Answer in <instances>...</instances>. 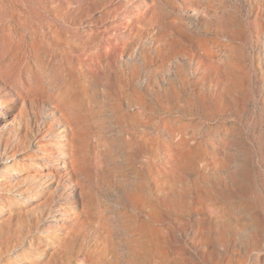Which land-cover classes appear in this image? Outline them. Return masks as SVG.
I'll return each instance as SVG.
<instances>
[{
    "label": "rangeland",
    "instance_id": "obj_1",
    "mask_svg": "<svg viewBox=\"0 0 264 264\" xmlns=\"http://www.w3.org/2000/svg\"><path fill=\"white\" fill-rule=\"evenodd\" d=\"M60 93L71 113L47 96ZM12 103L0 264H135L138 226L151 241L138 264H264V0H0V109ZM51 122L76 129L69 160L32 162L24 130ZM47 165L32 208L16 188Z\"/></svg>",
    "mask_w": 264,
    "mask_h": 264
},
{
    "label": "bare ground",
    "instance_id": "obj_2",
    "mask_svg": "<svg viewBox=\"0 0 264 264\" xmlns=\"http://www.w3.org/2000/svg\"><path fill=\"white\" fill-rule=\"evenodd\" d=\"M137 50H138V48L134 49V51H137ZM38 61H40L42 64L44 63V60H42L40 58H38ZM170 64L171 63H168L167 65H165L164 72H168L170 70V68H171ZM60 68H61V65H60ZM40 81H43V80H41V76H40ZM47 96H48V98L49 97L53 98V100H55L54 102H56V104H57L56 106H58L59 108L66 109V110H68L69 113L72 112V110H71L72 105L71 104H73V98H71V97L69 98V96L67 97L63 93L48 94ZM4 108H6V110H8V112L6 111L7 112L6 116H5V109ZM22 110H24L23 106L21 107L15 103L6 104V105H4L3 109L1 107V109H0V127H3L4 129H7L8 131H11V130H13V128H11V127H13L15 123H18V128H21L20 117L22 116V112H23ZM34 115H35V113H34ZM35 121H36V125L39 126L40 123H39L37 118H35ZM55 125L56 124L51 122L48 126V129L47 128L42 129V130H45V132L43 131L41 134H39L38 132L35 133L32 129H30V127L32 125L30 126V124H28L26 126V128L24 130L25 131L24 132V139H25L24 144H28L29 147L31 146L30 144H32L33 141L38 144L37 145L38 149L33 151L34 156H33V158H31L32 162H35V163H37V162H49L47 160L52 158V159H55L59 162H62V164H65V162L69 160L68 154L61 150V144H63L65 142L66 137H67L66 135L68 133L75 136L76 129H75L74 125L71 123L69 126L64 124V123L57 124L56 126ZM55 128H56L59 136L57 139L53 140L54 134H52V133L49 134L48 130H53ZM43 135H44V137H42ZM24 144H23V146H24ZM189 144H190V138H188L182 134L177 137V140L175 142V146L177 149L175 151L173 150V154L176 158L175 160H179V161H183V162L191 160V157L193 155L192 154L193 147H191ZM164 145L165 146H161L163 149L166 148V149H169V151H172V147L168 143H164ZM72 164H73V162H72ZM48 166L49 165H47V167H44V168L40 167L39 168L40 170L37 169V170L33 171L34 173H32L31 175H29L30 173H26L25 178H24V180H25L24 183L16 188L17 195L24 198L26 203L32 208H36V207L39 208V207L44 205V202H43L44 198H43L41 192L44 191L45 187H42L40 190L39 184H40V182H43L44 180L49 179L50 175L55 174V171L48 168ZM66 170H67V168L64 165V171H66ZM68 181L71 182V180H69V179H68ZM33 188H36V190H34ZM78 194H79V192H78ZM70 212H71V208H70V205H68L67 203L54 204V208H53L52 212H49V214H50V216H49L50 220L49 221L53 222L57 225H60L63 223V221L65 219H69L71 217ZM133 220H132V223H134ZM149 228H151V227H149ZM131 235H133L134 239H132V241L130 242V245H128V246H131L132 251H133L132 253L136 255V258L134 257L135 258V264H138V262H140V261H138L139 256H141L143 254L146 255V253L151 250V244H150L151 241H150V237L147 234V231L143 228H140L139 226L133 228ZM114 245H113V247H114ZM119 252H121V251H119ZM113 263L110 262V264H113ZM117 263H118V261H117ZM161 264H168V254L167 253H165V257H164V259H162Z\"/></svg>",
    "mask_w": 264,
    "mask_h": 264
}]
</instances>
